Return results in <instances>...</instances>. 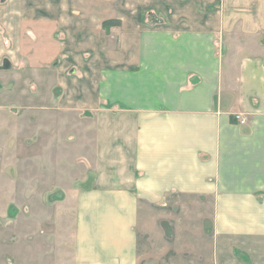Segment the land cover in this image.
<instances>
[{
  "label": "crops",
  "instance_id": "crops-1",
  "mask_svg": "<svg viewBox=\"0 0 264 264\" xmlns=\"http://www.w3.org/2000/svg\"><path fill=\"white\" fill-rule=\"evenodd\" d=\"M1 2L0 70L52 65L58 104L94 121L71 237L10 239L1 264H264V0H163L148 24L115 0L106 47L93 0Z\"/></svg>",
  "mask_w": 264,
  "mask_h": 264
},
{
  "label": "rangeland",
  "instance_id": "rangeland-1",
  "mask_svg": "<svg viewBox=\"0 0 264 264\" xmlns=\"http://www.w3.org/2000/svg\"><path fill=\"white\" fill-rule=\"evenodd\" d=\"M63 1L78 5L80 0ZM122 1V15H138L143 24L152 22V15L165 17L163 0ZM93 2L106 10L103 46L117 45L122 22L119 15L115 16V0ZM137 2L138 6H130ZM45 9L50 16V8ZM70 9L65 13H80L75 11L77 7ZM201 11L226 13V8L219 2L201 6ZM57 32L58 37L54 35ZM57 32L50 31L43 37L63 38L60 27ZM52 68L21 64L10 71L0 70V264L9 244L5 242L10 239L35 238L38 234L41 236L37 238L43 239L68 238L73 231L72 217L61 214L66 204L63 192L75 185L70 175L75 159L85 151L86 139L94 137V121L82 114L69 115L68 109L58 104L55 97L59 88L54 85ZM91 144L87 143V150ZM54 191L52 196L56 197H51Z\"/></svg>",
  "mask_w": 264,
  "mask_h": 264
},
{
  "label": "water",
  "instance_id": "water-1",
  "mask_svg": "<svg viewBox=\"0 0 264 264\" xmlns=\"http://www.w3.org/2000/svg\"><path fill=\"white\" fill-rule=\"evenodd\" d=\"M152 20L155 21V22L161 21V19L158 18V17H156V16H152ZM10 65H11V64H10V61H9L8 59H5V60L3 61V63L0 64V69H7V68L10 67Z\"/></svg>",
  "mask_w": 264,
  "mask_h": 264
},
{
  "label": "built area",
  "instance_id": "built-area-1",
  "mask_svg": "<svg viewBox=\"0 0 264 264\" xmlns=\"http://www.w3.org/2000/svg\"><path fill=\"white\" fill-rule=\"evenodd\" d=\"M237 118L241 121V123H246L247 117L242 114H237Z\"/></svg>",
  "mask_w": 264,
  "mask_h": 264
},
{
  "label": "trees",
  "instance_id": "trees-1",
  "mask_svg": "<svg viewBox=\"0 0 264 264\" xmlns=\"http://www.w3.org/2000/svg\"><path fill=\"white\" fill-rule=\"evenodd\" d=\"M106 24L104 23V26H105Z\"/></svg>",
  "mask_w": 264,
  "mask_h": 264
}]
</instances>
